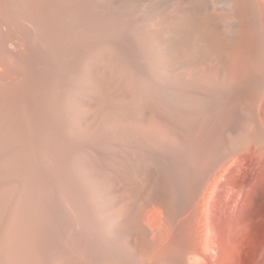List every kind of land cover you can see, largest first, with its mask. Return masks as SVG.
Wrapping results in <instances>:
<instances>
[{
  "label": "bare ground",
  "instance_id": "bare-ground-1",
  "mask_svg": "<svg viewBox=\"0 0 264 264\" xmlns=\"http://www.w3.org/2000/svg\"><path fill=\"white\" fill-rule=\"evenodd\" d=\"M258 154L264 0H0V264H214Z\"/></svg>",
  "mask_w": 264,
  "mask_h": 264
},
{
  "label": "rangeland",
  "instance_id": "rangeland-1",
  "mask_svg": "<svg viewBox=\"0 0 264 264\" xmlns=\"http://www.w3.org/2000/svg\"><path fill=\"white\" fill-rule=\"evenodd\" d=\"M162 107L155 108L154 112H156V113L159 112L158 116L155 113L156 118H158L157 120H158L159 124L162 125V128L166 129L167 133H169V131H170L169 135L173 134L174 131H177V130H175V128L176 129L178 128V132H180L182 134L185 133V135L187 134L186 136H192V135L194 136L195 134H197L198 137H199V134L203 135L204 137L208 136L207 133L205 134V132H204L205 129H203L202 126L200 128L199 120L196 118L195 114L192 111H189V110H187V108H184V107H182V109H180L181 108L180 106H178V108H175V109H174L175 106L171 107L169 105L168 106L163 105ZM177 111L181 112L182 115L180 113H177ZM188 111H189V113H188ZM168 113H170V114H168ZM190 115H191V117H190ZM175 117H176V119H175ZM188 117L190 118V120L187 122ZM194 118H196L197 120ZM164 123L166 126L168 124L170 126L168 125L166 127L164 125ZM190 125H191V127H190ZM171 127H172V129H171ZM195 127H196V130H195ZM167 128H169V130ZM181 131H183V132H181ZM198 132H200V133H198ZM201 132H202V134H201ZM138 135L139 134H135V137L139 138ZM143 153L145 154V155H143V157L145 156L148 159H150L151 156L148 157V155H150L151 153L146 152L148 154V155H146L144 150H143ZM143 153L141 152L140 156ZM163 155H165V158L168 157V156H166L168 154L164 153ZM147 158H145V159L140 158L139 160H140V162L141 161L143 162V160H145V162H147ZM168 158H170V157H168ZM168 158H166V160ZM251 159H252V164L245 168L244 167L245 166L244 158L243 157L240 158L239 161L237 162L238 164L235 167V169H237L238 171L234 169L235 174H233V172L231 174V176H233V177H231L232 178L231 180L234 181L233 183L232 182L231 183L232 184L238 183V184H236V186H238V187L235 186V188H237V189H235V191H237V192H235V194H237V193L238 194L237 195L234 194V196H235L234 200L236 203L233 202L232 204H234V206L231 205L232 207H230V211H231L230 215L232 218L230 220L229 226H227L228 228H225V229H227V231H229L228 232L230 234L229 238H228L229 240H227L228 242L226 241L227 243L225 242L226 244L225 243L222 244L224 252H223V254L219 253L218 255H216L217 257L216 256L214 257V259H213L214 264H264V154L255 155V156L251 157ZM171 161H172V159H171ZM171 161H169V162H171ZM238 166H239V168H238ZM173 167H175V166L173 165ZM242 169L243 170L245 169V171H243ZM162 170H163V168L160 169V172H162V173H157L158 175H154L156 173H151L150 170H149L150 174L148 175L147 174L148 171L143 170L145 172V174L148 175V177L144 174V172L140 174L141 171L140 170L137 171L136 175L140 174L141 177L139 178V175H138V178H139V180H138L137 176H135L137 179V180L134 179V180H136V183H137L135 186L136 189L139 188L140 192H141L142 187L144 185L145 187H143V190L144 191L148 190L147 192L151 193V192H157V190L159 188L163 187L162 190L166 194L171 192V194H173V195L175 193V196H176V192L178 193L182 190L181 189L182 188V182L180 185L181 188L179 187V183H180V181H182V178H180V176H178V173H177V171H175L176 170L175 168L171 169L172 173L174 170L175 174L174 173L172 174L169 169L164 168V170H165L164 172ZM167 170H169V171H167ZM236 171H237V173H236ZM243 172H244V175H243ZM176 173H177V178L175 177ZM238 174L241 176H239ZM159 175H162V176H159ZM144 176H146V177L143 178ZM234 177H236L237 179ZM171 178H173V179H171ZM238 179H240V181ZM134 180H133V182H135ZM147 181H149V182H147ZM239 183H241V184H239ZM168 184L172 187L170 188V186ZM133 185H134V183H133ZM155 187L157 189H155ZM173 188H175V189H173ZM179 188L181 190H179ZM168 189H170L171 191ZM180 194H181V192L178 193L177 196H181ZM236 198H237V200H236ZM216 247H218V246L216 245ZM216 260H217V262H216Z\"/></svg>",
  "mask_w": 264,
  "mask_h": 264
}]
</instances>
